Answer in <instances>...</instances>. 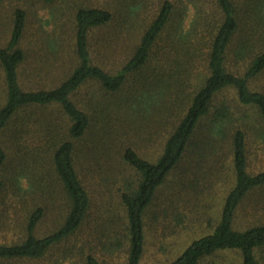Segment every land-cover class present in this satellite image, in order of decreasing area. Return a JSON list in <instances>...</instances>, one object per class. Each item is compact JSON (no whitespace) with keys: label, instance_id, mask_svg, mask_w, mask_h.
Instances as JSON below:
<instances>
[{"label":"trees","instance_id":"16d2710c","mask_svg":"<svg viewBox=\"0 0 264 264\" xmlns=\"http://www.w3.org/2000/svg\"><path fill=\"white\" fill-rule=\"evenodd\" d=\"M54 1L43 0L45 4ZM213 3L220 12L218 21L204 23L199 35L193 31L197 38L191 41V32L179 27L172 30L174 5L163 0L112 71L96 61L91 41L97 30L114 26L116 14L96 6L79 7L74 14L73 44L63 48L68 56L60 54L58 44H42L45 53L40 58L52 56L54 65L63 71L52 81L25 68L38 54L35 44L24 43L26 11L18 6L11 11L5 24L7 39L5 43L0 39V210L4 206L3 211L8 213L10 208L11 213L0 229L18 233L19 239L0 243V263L42 258L80 229L89 214L90 199L76 168L78 143L93 144L100 128L107 127L104 119L114 111L121 115L129 134L121 160L136 180L120 194L124 239L110 244V250L126 246L125 264H141L146 244L144 219L163 187L174 184L181 174L188 178L187 174L195 172V163L200 165L206 153L225 142L231 156L232 185L213 228L159 264H210L207 260L211 258L215 264L213 257L233 252L239 255V264H264V170H248L245 131L233 123L232 106L217 100L220 93L232 89L238 103L253 108L264 124V93L249 86L264 72V50L252 54L235 50L237 60H247L241 74L233 71L228 60L239 19L259 14L261 7L258 0ZM135 8L130 5L126 15ZM122 24L121 20L115 26ZM125 31L113 30V39L121 40V34H129ZM89 87V100H80L78 95ZM178 106L174 118L171 111L166 117L167 110ZM167 120L170 126L153 161L131 147L137 144L138 135L149 137ZM53 178L67 208L57 228L39 235L37 228L53 205L54 195H59L50 185ZM253 196L258 204L247 210L248 225L235 228L239 210ZM84 257L85 264H100L90 252Z\"/></svg>","mask_w":264,"mask_h":264},{"label":"rangeland","instance_id":"374dc122","mask_svg":"<svg viewBox=\"0 0 264 264\" xmlns=\"http://www.w3.org/2000/svg\"><path fill=\"white\" fill-rule=\"evenodd\" d=\"M162 1L55 0L53 3L45 4L43 0H0V39L3 43L7 39L5 24L8 15L16 6L22 7L27 13L28 20V35L24 43H29L32 47L35 44V51L38 54V57H35L37 60L32 61L31 65L25 68L38 77L52 81L58 79L63 71L58 70L54 65L55 59L52 56L44 59L43 55L40 58L45 53L42 44L49 46L58 44L62 47L60 54L67 57L68 54L64 49H68V46L73 44L75 10L84 6L105 8L116 14L114 26L110 24L97 30L91 42L97 55L96 61L103 64L106 70L112 71L124 60L126 50L129 51L132 43L138 40ZM170 1L174 5L170 27L172 30L179 27L180 31L191 32L194 36L191 41L197 38V32L193 31L197 30L199 35L204 23L214 24L220 17V12L213 0ZM258 1L261 7L260 13L252 14V16L245 15L239 19V32L233 39L228 52L229 65L237 74L243 72L247 60H237V56L234 55L236 49L245 50L251 54L264 50V0ZM130 5L136 8L132 14L126 15ZM123 15L125 17H122ZM121 20L125 24L115 26ZM123 29L129 34L126 36L121 34V40L113 39L116 37L113 30ZM120 41L122 44L118 45ZM249 86L253 90L264 93V72ZM91 92L92 88L89 87L86 90L83 89L78 96L80 100L88 101ZM217 100L218 103L225 101L232 106L233 123L245 131L248 170L251 173L264 170V124L260 122L257 113L253 108L239 104L232 89L220 93ZM180 108V106L172 109L169 107L166 117L168 111H171L174 118ZM104 120L107 127L105 130L100 128L101 133L95 137V142L93 144L78 143L76 152V168L81 184L90 199L89 214L82 226L73 236L55 245L42 258L26 263L14 262V264H85L84 255L89 252L98 259L100 264H125L126 246L110 250L109 245L124 239L125 210L121 204L120 194L132 188L136 175L121 160V151L129 138L126 136L129 134L126 124L123 125L121 115L111 111ZM164 124L149 137L145 133L138 135L137 144L131 147L153 161L160 151L162 137L167 133L170 120L165 121ZM103 131H107V134H102ZM209 152L211 154L206 153L203 156L205 160L200 165L195 163V172L187 174L188 178L181 174L179 179L173 180L174 184L168 182L163 187L157 202L149 210L144 219L146 244L141 264H159L172 259L190 239L201 236L213 228L222 199L232 185V168L231 156L225 142L216 145ZM216 167L219 169L218 172ZM219 174H222L221 178L218 177ZM50 180L48 179L47 182ZM50 185L55 188L54 193L59 194V187L54 178ZM254 197L256 196L244 202V210H239L235 219V228L242 229L248 225L247 210L256 203L257 200H252ZM54 199L48 214L37 228L39 235L49 233L62 222L63 212L67 208L66 202L62 200L60 194L54 195ZM167 207L169 210L164 213ZM3 209L4 206L0 210V223L5 220L8 222L11 213L10 208L7 210L8 213H5ZM17 236L18 233L4 232L0 229V243L16 241L19 239ZM122 237L123 239H120ZM213 259L215 264H239L240 262L239 255L234 252L222 253ZM209 261L211 264L212 258L207 260L208 263Z\"/></svg>","mask_w":264,"mask_h":264}]
</instances>
